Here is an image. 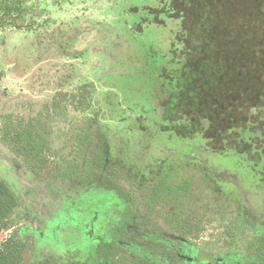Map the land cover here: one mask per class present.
<instances>
[{"label": "rangeland", "instance_id": "374dc122", "mask_svg": "<svg viewBox=\"0 0 264 264\" xmlns=\"http://www.w3.org/2000/svg\"><path fill=\"white\" fill-rule=\"evenodd\" d=\"M5 1L10 3L2 6ZM5 1H0L5 12L0 17V47L7 45L2 49L6 52L0 51V102L28 96L40 101L48 78L66 74L71 83L93 82L99 92L115 89L113 92L118 97L110 96L111 107L121 103L122 110L144 113L141 107L146 104L153 107L160 99L154 97L157 92L156 72L176 64L171 59L160 66L155 65L153 57L156 55L157 59L160 55L166 60L168 51H178L176 57L182 61V49L169 48L168 44L173 35L182 34L181 27L184 26L189 30L188 40L198 45L197 50L202 52L203 59L199 64V60L193 57L195 49L184 52L188 63L179 82L181 91L166 103L169 109L166 117L172 122H180L181 133H188L187 126L192 123L197 126L198 120L207 119L209 131L220 129L226 140L234 138L224 145L218 141L207 144L215 148L238 149L240 153L245 146H238L235 138L240 129L251 126L255 139L250 148L255 152H250L244 160L250 168L260 162V154H264V0ZM176 14H181L180 18ZM172 19L178 20L171 22ZM152 23L158 26L153 27ZM13 31H19L20 35L14 33L17 39L8 40ZM34 35L35 39L31 41ZM42 40L44 53L38 47ZM31 42L37 47L31 49ZM48 58L54 62L45 65ZM226 97L230 98L229 101ZM2 105L0 111H4ZM144 115L142 118L136 116L137 122L134 123L145 121L148 115ZM125 120L127 118L116 121L122 124ZM142 127H139L140 132H145ZM153 132L148 130L146 137L139 142L126 140L123 147L117 143L102 146L101 138L98 140L106 155H112L116 150L122 155H130L127 164L123 161L130 169L123 173L126 177L118 178V173H122L119 165L123 163L122 159L112 163L113 167L118 166L113 176L119 186L127 185L124 177L130 176L140 184L158 175H166L171 184L192 183L194 193L204 196L206 204H219L224 210L231 201L206 182L202 167L176 159L170 167L165 164L168 159L158 164L159 159L169 158L181 147L177 146L180 142H166ZM211 136L206 137L210 139ZM155 143L161 148L153 153L150 148ZM183 149L189 153L188 148ZM63 153L70 158L69 151ZM143 155L154 157L145 161L146 171L139 167L138 158ZM16 165L19 163L8 152H0V177L19 198L18 212L28 217L27 220L24 216L20 219L27 222L25 231L31 234L38 251L52 256L66 251L77 252L85 261L91 262L95 245L106 241L132 243L133 250L140 245L145 252L155 250V255L168 254L164 248H157V245L161 246L159 229L138 217L141 200L128 186L121 187L122 193L94 181L89 185L67 182L56 183L51 193L42 185L33 184L29 175ZM257 170L261 171V177L258 175L253 182L244 184L241 192L246 194L245 190L248 191L244 197L248 204L238 213V218L245 224V221L256 218L258 211L264 212V164ZM243 174L244 171H238V175L245 177ZM204 189L207 193L202 192ZM261 214V220H264ZM156 232L158 239L152 238ZM7 235L0 233V240ZM175 240L172 241L176 251L179 250L180 256L189 264L198 256L199 260L213 261L214 264L254 262L246 255L206 253L181 239ZM157 258L160 260L163 255Z\"/></svg>", "mask_w": 264, "mask_h": 264}, {"label": "trees", "instance_id": "16d2710c", "mask_svg": "<svg viewBox=\"0 0 264 264\" xmlns=\"http://www.w3.org/2000/svg\"><path fill=\"white\" fill-rule=\"evenodd\" d=\"M168 52L167 56L170 55ZM106 95L118 97L113 91H107ZM154 97L156 99V95ZM105 101L106 98L95 90L92 83L73 84L62 79L39 109L28 99L16 102L11 109L0 112V145L21 160L35 181L78 179L87 183L107 180L109 176L104 173L106 156L102 148L96 146L97 139H117L124 133L119 130L121 125L115 122L123 108L122 104H115L112 111L108 110L104 116L101 105ZM141 111L148 115L145 121L149 120L152 107L146 104ZM133 113V118L130 116L127 120L135 122L136 116H146L142 112ZM116 130L120 133H114ZM66 150L73 158L66 157L63 153ZM110 186L120 189L114 182ZM139 194L145 215L150 217L156 211L164 226L174 234L196 241L205 231L199 213L209 205L202 203L203 199L199 197L195 199V195L188 192L187 185L173 189L164 181H158L143 186ZM17 206L16 193L0 178V233L16 225ZM234 242L232 238L229 243H225L231 247ZM246 252L264 264V238L250 241ZM155 257L151 254L140 257L134 251L124 250L117 243L101 241L89 263L77 252L66 251L59 256H52L38 251L19 229L0 240V264H181L172 258L161 261Z\"/></svg>", "mask_w": 264, "mask_h": 264}, {"label": "flooded vegetation", "instance_id": "af4514ba", "mask_svg": "<svg viewBox=\"0 0 264 264\" xmlns=\"http://www.w3.org/2000/svg\"><path fill=\"white\" fill-rule=\"evenodd\" d=\"M0 1H5V0H0ZM168 1H172V0H168ZM7 3H10L9 1H5V4H3L2 6H5ZM149 8V7H148ZM4 11L1 9L0 7V17H2L4 15ZM13 15V13H11ZM176 16H179V14H176ZM181 16V14H180ZM180 16L178 18H180ZM182 16H184V12L182 14ZM178 19H172L171 22H175ZM175 26V25H174ZM165 27V26H164ZM153 27H151L150 30H152ZM182 31L180 33L182 34H177V35H173V39L169 41V48H174L177 47L178 49H182L183 52V57H182V61H179L180 58H177L176 56L179 55L178 51L176 52H172L169 51L168 53L170 54L169 56L166 57V60H164L160 55H158V58L156 59V55L153 57L154 59V64H158L160 66V64H165L164 62H168V60H173L176 61V64H172L170 67H168L167 69H165V67H162V71L160 69H158L157 75L155 76L156 78V83H155V87L157 88L155 92L156 99L160 98L158 100V103L152 107V115L150 116V119L145 121V122H138V124H135L134 122L130 121V120H125L122 122V124H120V132L124 133V136H120L116 137L117 139H109L107 141H104L102 139V137H98L97 139V143L96 146L97 147H101L98 140L101 138V145L103 146V144L105 143H117L120 146H124L126 143V140H129L130 142H139L143 137H146L147 135V131L148 130H154L153 134L155 133L154 136H158V137H163L165 139L166 142H170L171 140H176L177 146L181 147L180 150H178V152H176L174 155H171L169 158H162L159 159L160 161L158 162V164L160 162H164L163 159H168L165 160V164L167 165V167L172 166V162L174 161L173 159H176L177 161H181V162H186V163H193L195 165H199L200 167H202V170L204 172V176L205 179L207 180V183H210V186H213L214 188H218V193L222 196L223 194H226L224 197L228 198L231 203L226 205L224 207V210L221 206H219V204H207L209 206H207V209L205 211H201V213H199V215L202 216V221L205 224V231L203 232V234L201 235V237L196 240L193 241L190 238H186V237H181L179 235L174 234L173 232H171L167 227L164 226L163 220L159 217V215L156 213L151 215L150 217L145 215V211L143 210V200L139 194V191L141 188H143V186L149 184V183H155L158 181H164L165 183H167L169 185V187L171 188H176L179 185H187L188 186V192H191L195 195V199L201 198L202 203L206 204L204 202L205 197L204 196H197L196 193H194V191L192 188V183L189 182H182L179 184H171L168 183L167 180V176L163 175V176H159L156 178H151V180H148L145 182H140L137 183L136 181L133 180V178H131L128 174V178H125L126 175L123 173H126L127 171H129V167L126 165L127 164V160L130 157L129 154H125L122 155V153L120 152V150H116L114 152V154L111 155V153H109L108 155H106L105 151H104V147H101L105 156H106V160H105V165L106 166L104 168V173L108 174L109 178L107 180L104 181H100V180H93L95 183H101L102 185H104L107 188L113 189V190H118L122 193H124L123 190L121 189H125V187L127 188V186L136 193V195L140 198L141 203L139 204L140 210L138 212V217L140 219L143 220H148L149 223L153 226H155V229H159V237L160 239H158V233H153L152 238L161 240V246L157 245V248L160 250V248L163 250L164 248V252H168V254H159V255H155L154 253H156L155 250H149L148 252H145L142 249V246L138 245L135 246V249L133 250L131 248L132 245L131 244H126L125 242H117V244L122 247L124 250H130V251H134L137 254H139V256L141 257L142 255L145 254H151L156 256V259L158 256L163 255V258L161 259V261H165L168 258H172L177 260V262L181 263V264H189L186 263L185 259L183 257L180 256V252L179 250L176 251V246L174 245V241H176L175 239H181L184 243H187L190 246L195 247L196 249H203L204 252H211V253H216V254H223V253H230V254H239V255H246L249 256L253 259L254 262H251V264H261L257 258L249 253L246 252V247L248 245V243L254 239H263L264 238V220H261L260 214L261 212H257L259 215L256 218H252L250 219L248 222L242 223L240 218H238V213L240 212V210L245 208V204H248L247 200L245 199L248 191L247 189L246 194H241L242 191H244L243 185L244 184H248V182H253L254 179L256 177H258V175L261 177V171L259 172L257 169L259 167H261L262 164H264V154H260L261 156V160L260 162L256 165L253 166V168H250L249 165L246 163V161L244 160L245 156H249V153L252 152L254 153L255 151L250 148V145L254 143V135L255 132L254 130H252L253 128H251V126H247L246 128H244V130L240 129V132H238V137L237 139L235 138V141L237 142L238 146H245L244 148H242V152L240 153L238 151V149H229L226 147L223 148H215L214 146H209L207 143L210 142L212 143H216L218 141V143L224 145L230 141H233V139H229L226 140V138H223V131H221L220 129H212L211 131H209L210 126H209V121L207 122V119H200L199 121V125L194 126V124L192 123L190 126H187V132H182L183 135L185 136H181V130L182 128L179 126L180 122H172V120L168 119L166 117L167 113L169 114V109L168 106H166V103L168 104L169 102H171L170 100L172 99V97L174 96H178L179 91H181V83L180 79L182 77V75L184 74L183 71L184 69L187 67V58L186 56L184 57V52L186 50H190L191 49H195L197 50L198 45L192 43V41L188 40V33L189 30H187L184 26L181 27ZM115 31V30H114ZM113 31V32H114ZM137 31V28L136 30ZM20 35L19 31H13L11 34H13L12 38H8V40H13V39H17V37L15 36L16 34ZM152 33V32H151ZM137 34V33H136ZM155 34V33H154ZM116 35V34H115ZM114 35V36H115ZM35 36L31 37V41H33L35 39ZM154 36V35H153ZM113 37V36H112ZM20 38V37H19ZM23 38V37H21ZM154 38V37H153ZM41 39V38H40ZM7 40V41H8ZM15 41V40H13ZM12 41V42H13ZM18 41H20V39H18ZM155 42V40L153 41ZM32 43V42H31ZM43 43L44 41L42 40L41 43L39 44L38 47H40V49H43V53H44V47H43ZM156 43V42H155ZM7 45H4L2 47H0V51L1 52H6V50H2V49H6ZM37 46L35 45L34 47V43H32L31 45V49L36 48ZM181 47V48H180ZM174 48V49H177ZM20 53V51H19ZM18 53V54H19ZM23 52L21 51V54ZM28 52L24 53V55H27ZM196 55L194 54V58H197L200 64V60L203 59L202 57V52L198 49L197 51H195ZM45 56V54H44ZM48 57V56H47ZM54 62V59L48 58L46 59V61L44 62L45 65L47 64H51ZM17 65V62H16ZM24 68H29L22 66ZM159 73V74H158ZM66 74L64 75H60V76H56V75H51L48 78V81L46 83L45 88H43V91L41 92L42 94H44L43 96L41 95L42 100H36L35 98H33L32 96H28V97H23V98H19L13 101L10 100H3V102H0V104L3 103L2 106H4V111L7 109H11L14 104L16 102L22 101V100H32V102L35 105L36 109H39L41 107V105L47 101L49 99V97L54 93L55 88L57 87V84L59 83V81H61L62 79H65ZM67 79L69 80V78L67 77ZM66 80V79H65ZM70 81V80H69ZM90 83L93 84V82L88 81ZM87 83V82H84ZM84 83H73V84H84ZM94 86V85H93ZM231 86V84H230ZM234 87V86H233ZM48 90H50L48 92ZM113 90V89H112ZM97 92L98 89H96ZM115 91V89L113 90ZM99 93L102 94L103 97L106 98V103H103V106L101 105V113L102 115L104 114L107 115V111L111 110L114 108L111 107V103H110V95H106V91L102 90ZM153 96H154V92H153ZM227 98V97H226ZM228 101L230 98H227ZM39 102V104H38ZM226 105V103H225ZM227 107V105L225 106V108ZM124 108V107H123ZM116 109V108H115ZM143 107L140 108V110H142ZM213 109L216 110V108L214 107ZM4 111H0V112H4ZM217 111V110H216ZM116 112V111H115ZM154 115V116H153ZM134 116V113L131 112L130 110H121L120 113L117 114V118H129V117ZM251 116V114H250ZM184 123L186 122V120H183ZM117 124H119L117 121H115ZM135 122H137V120H135ZM141 125H143V129L145 130V132H140L139 127H141ZM209 129V130H208ZM120 132H114V133H120ZM212 135L211 138L209 139V136ZM61 143V142H60ZM251 143V144H250ZM159 143H155L154 145L152 144L150 151H152L153 153L157 150H160L159 147L161 145H158ZM197 145V146H195ZM187 146V147H186ZM226 146V145H225ZM241 146V147H242ZM253 146V145H252ZM130 147L128 146V149ZM161 148V147H160ZM183 148H188V152H186L187 150H184ZM127 150V149H126ZM184 150L185 152L180 153V151ZM8 152L13 160L15 162H18L19 165H16L19 167V169H21L22 171H24L25 173H27L29 175V177L31 178V182L33 184H37L38 185H42L43 187L47 188L46 190L50 191L51 193L54 192L53 188L54 185L56 183L59 184H63V183H78L80 182L81 184L84 185H89L91 182L93 181H89L87 183H84L80 180H67V179H62V180H56V179H49L48 181H35L34 179H32L30 173L24 168L22 162L20 159H18L17 157H15L8 149L4 148L3 146L0 145V152ZM110 152V151H109ZM122 152H123V148H122ZM72 154V153H71ZM184 155V156H183ZM183 156V157H182ZM70 158H73L72 155L69 154ZM156 157V156H155ZM148 157H145V155H143L141 158H138L140 160L139 162V167L140 170L143 169L146 171L147 167L145 166ZM154 158V157H153ZM153 158H148V159H152ZM120 159H122L121 162H126V164L123 162L120 165V168L122 170V173H118V178L122 177V175L124 177V179L127 181V185L121 186L123 188H121L119 186V184L117 183V181L115 180V171H117L118 166H112V163H117L120 162ZM163 160V161H162ZM153 162V161H151ZM117 165V164H115ZM128 168V170H127ZM244 171V176L242 175H238V171ZM139 171V170H137ZM121 172V171H120ZM1 178V177H0ZM114 182L115 184H117V186L120 187V189L114 188L111 185V183ZM264 186V182L262 183ZM242 186V187H241ZM11 187V186H10ZM223 187H228V191L224 190ZM246 187V186H245ZM12 188V187H11ZM13 190V189H12ZM207 189L202 190V192L207 193L206 192ZM14 191V190H13ZM17 196V195H16ZM220 196V199H223V197ZM245 197V198H244ZM18 198V197H17ZM127 198H129L127 196ZM216 202V201H215ZM201 203V202H199ZM19 198H18V206L17 209L15 211V216H16V225L14 227H12L10 230L4 232V233H8V235L19 229L23 236H28L29 238V242L33 243L35 246V243L32 241L31 238V234H28L26 230V226H24L25 223L22 221L23 218L22 216H24L25 214L22 212H18V208H19ZM217 205V206H216ZM199 206H201V204H199ZM249 206V205H248ZM247 206V208H248ZM203 207V206H202ZM202 209V208H200ZM239 210V211H236ZM264 211V210H263ZM263 215L264 218V212L263 214H261V216ZM24 220H27V216H24ZM232 230L234 231V234H232ZM225 233V234H224ZM157 234V235H155ZM7 235V236H8ZM150 235V234H149ZM151 236V235H150ZM230 237V238H229ZM234 238V244L231 247H227V243L230 242V240L232 238ZM151 238V239H152ZM157 240V241H158ZM208 241L213 242L209 243ZM101 242V241H99ZM98 242V243H99ZM227 242V243H225ZM97 243V244H98ZM111 243V242H110ZM94 248V254H95V249L96 246ZM207 244V246H206ZM201 245V246H200ZM209 247V248H208ZM70 252V251H69ZM144 252V253H143ZM94 257V255H93ZM92 257V259H93ZM198 257H195L194 261L192 264H212L209 263L207 261H203V260H199ZM169 260V259H168ZM92 262V260H91ZM89 262V263H91ZM214 264V263H213ZM236 264H239V262L237 261Z\"/></svg>", "mask_w": 264, "mask_h": 264}]
</instances>
